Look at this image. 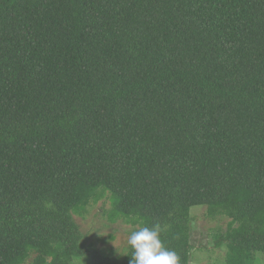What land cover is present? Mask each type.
<instances>
[{
    "label": "trees",
    "instance_id": "obj_1",
    "mask_svg": "<svg viewBox=\"0 0 264 264\" xmlns=\"http://www.w3.org/2000/svg\"><path fill=\"white\" fill-rule=\"evenodd\" d=\"M106 193L180 264L198 206L264 255V0H0V264H129L74 219Z\"/></svg>",
    "mask_w": 264,
    "mask_h": 264
},
{
    "label": "rangeland",
    "instance_id": "obj_2",
    "mask_svg": "<svg viewBox=\"0 0 264 264\" xmlns=\"http://www.w3.org/2000/svg\"><path fill=\"white\" fill-rule=\"evenodd\" d=\"M112 203L110 194L98 196L90 201L82 214H75L74 219L79 226L82 241L87 247L123 259L129 251L128 237L139 230L123 219L110 220ZM190 264H226V246H216L218 236L229 229L230 219L227 217L210 218L207 207L198 206L191 210ZM35 258V255L32 259ZM74 264H92L89 258H80ZM254 264H264V255L259 256Z\"/></svg>",
    "mask_w": 264,
    "mask_h": 264
},
{
    "label": "clouds",
    "instance_id": "obj_3",
    "mask_svg": "<svg viewBox=\"0 0 264 264\" xmlns=\"http://www.w3.org/2000/svg\"><path fill=\"white\" fill-rule=\"evenodd\" d=\"M161 232L159 223L133 231L127 241L133 250L129 264H180L177 253L163 246Z\"/></svg>",
    "mask_w": 264,
    "mask_h": 264
}]
</instances>
